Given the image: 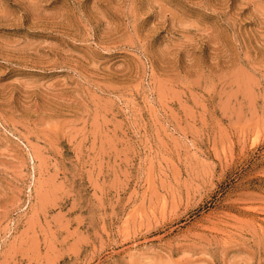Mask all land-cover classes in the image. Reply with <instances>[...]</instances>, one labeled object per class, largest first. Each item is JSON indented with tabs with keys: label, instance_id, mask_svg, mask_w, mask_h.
<instances>
[{
	"label": "rangeland",
	"instance_id": "374dc122",
	"mask_svg": "<svg viewBox=\"0 0 264 264\" xmlns=\"http://www.w3.org/2000/svg\"><path fill=\"white\" fill-rule=\"evenodd\" d=\"M0 264H264V0H0Z\"/></svg>",
	"mask_w": 264,
	"mask_h": 264
}]
</instances>
